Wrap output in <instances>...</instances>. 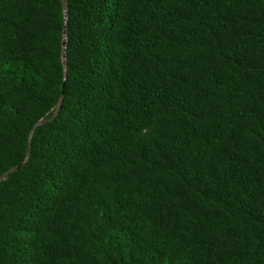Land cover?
<instances>
[{"label":"trees","instance_id":"1","mask_svg":"<svg viewBox=\"0 0 264 264\" xmlns=\"http://www.w3.org/2000/svg\"><path fill=\"white\" fill-rule=\"evenodd\" d=\"M0 264H264V0H0Z\"/></svg>","mask_w":264,"mask_h":264},{"label":"water","instance_id":"2","mask_svg":"<svg viewBox=\"0 0 264 264\" xmlns=\"http://www.w3.org/2000/svg\"><path fill=\"white\" fill-rule=\"evenodd\" d=\"M65 32H66V31L64 30V33H65ZM63 46H65V41H63ZM20 166H21V165H18L16 168H14L13 171H11V173L9 174V176H11V175L13 174V172H15L16 170H18Z\"/></svg>","mask_w":264,"mask_h":264}]
</instances>
